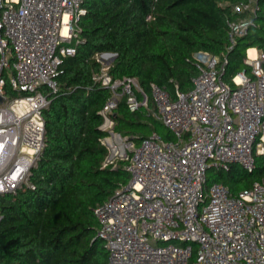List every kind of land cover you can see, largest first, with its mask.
<instances>
[{
    "label": "built area",
    "instance_id": "2783aa9c",
    "mask_svg": "<svg viewBox=\"0 0 264 264\" xmlns=\"http://www.w3.org/2000/svg\"><path fill=\"white\" fill-rule=\"evenodd\" d=\"M83 3L0 0V194L35 188L30 177L45 147L43 111L58 90L63 57L76 53ZM257 9V0L241 7L253 15ZM250 24L229 22V49ZM110 58L96 54L101 68L93 76L110 90L99 112L102 167L124 162L129 179L94 209L109 264H189L193 243L192 264H264V179L238 194L218 180L208 185L209 170L236 164L253 171L264 155V52L248 48L249 69L230 82L223 78L227 55L200 50L189 90L176 85L171 93L152 83L153 114L173 140L153 131L135 141L116 129L121 99L137 111L148 107L149 96L135 77L114 79Z\"/></svg>",
    "mask_w": 264,
    "mask_h": 264
},
{
    "label": "trees",
    "instance_id": "16d2710c",
    "mask_svg": "<svg viewBox=\"0 0 264 264\" xmlns=\"http://www.w3.org/2000/svg\"><path fill=\"white\" fill-rule=\"evenodd\" d=\"M245 2L84 0L76 53L63 57L58 90L49 94L43 111L45 147L30 177L35 188L0 194V264H109L94 209L128 181L129 173L124 162L102 167L106 148L100 141L105 133L99 128V112L110 90L93 78L101 68L96 54H115L113 78L135 77L149 96L148 107L137 111L123 97L116 129L135 141L153 131L173 140L153 114L151 84L171 93L176 85L189 90L197 74L193 55L200 50L227 55L223 78L228 82L248 70L246 50L264 52V0H257L254 15L241 10ZM240 18L251 19L249 31L229 49V22ZM216 173V180L238 194L264 179V155L257 156L253 171L233 164Z\"/></svg>",
    "mask_w": 264,
    "mask_h": 264
},
{
    "label": "rangeland",
    "instance_id": "374dc122",
    "mask_svg": "<svg viewBox=\"0 0 264 264\" xmlns=\"http://www.w3.org/2000/svg\"><path fill=\"white\" fill-rule=\"evenodd\" d=\"M110 60H111V62H112V58H110ZM8 71L9 70H6V73H5V77L6 78H8ZM167 128V127H166ZM216 170H213V169H211V170H209V172H208V177H209V180H208V185H210L212 182H214L216 179H215V177H216ZM196 250H197V244H194L193 243V251H194V253H193V257L190 259V262H189V264H192V262L194 261V259H195V255H196Z\"/></svg>",
    "mask_w": 264,
    "mask_h": 264
},
{
    "label": "crops",
    "instance_id": "0c3cea01",
    "mask_svg": "<svg viewBox=\"0 0 264 264\" xmlns=\"http://www.w3.org/2000/svg\"><path fill=\"white\" fill-rule=\"evenodd\" d=\"M251 49H253V50H255L254 52H255V54H256V52H258L259 50L256 48V47H250L249 48V50L251 51ZM254 52H252V54L254 55ZM251 53V52H250Z\"/></svg>",
    "mask_w": 264,
    "mask_h": 264
},
{
    "label": "water",
    "instance_id": "95a60500",
    "mask_svg": "<svg viewBox=\"0 0 264 264\" xmlns=\"http://www.w3.org/2000/svg\"><path fill=\"white\" fill-rule=\"evenodd\" d=\"M106 56H112V58L114 59L115 54H112V53H106Z\"/></svg>",
    "mask_w": 264,
    "mask_h": 264
},
{
    "label": "bare ground",
    "instance_id": "6f19581e",
    "mask_svg": "<svg viewBox=\"0 0 264 264\" xmlns=\"http://www.w3.org/2000/svg\"><path fill=\"white\" fill-rule=\"evenodd\" d=\"M255 50H253V49H251V51L249 50V52H251L250 54H252V52H254ZM254 54H255V52H254ZM253 55V54H252Z\"/></svg>",
    "mask_w": 264,
    "mask_h": 264
}]
</instances>
